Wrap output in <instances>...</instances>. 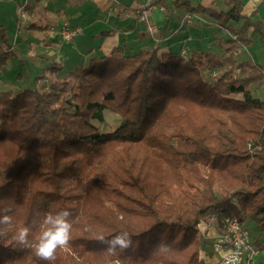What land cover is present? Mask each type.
I'll list each match as a JSON object with an SVG mask.
<instances>
[{"label": "trees", "instance_id": "trees-1", "mask_svg": "<svg viewBox=\"0 0 264 264\" xmlns=\"http://www.w3.org/2000/svg\"><path fill=\"white\" fill-rule=\"evenodd\" d=\"M223 2L227 11L172 2L234 37L218 39L220 55L114 46L61 79L51 63L48 87L0 90V217L12 218L0 224V264H46L14 237L28 226L34 246L43 215L65 209L73 254L57 249L52 264H204L200 227L220 231L235 216L264 233V99L253 91L264 86V63L241 49L256 34L264 47V23L241 0ZM136 38L153 40L146 27ZM0 39L6 45L2 24ZM9 58L1 45L0 70ZM104 110L120 117L107 132L95 124ZM121 232L133 242L124 251L96 239Z\"/></svg>", "mask_w": 264, "mask_h": 264}, {"label": "crops", "instance_id": "crops-1", "mask_svg": "<svg viewBox=\"0 0 264 264\" xmlns=\"http://www.w3.org/2000/svg\"><path fill=\"white\" fill-rule=\"evenodd\" d=\"M20 1L22 2L19 4ZM59 1H63V0H10V2H12L13 5H15L14 7H12L13 16L11 17V20L14 21L13 23H15V21H17L18 18L16 12L17 7L25 4L26 5L25 9L26 11H28V13H27V20L22 22L23 23L22 26L24 25V27H26L25 24L28 21L30 22L31 25L34 21L35 26L37 27L41 26L40 29H42V31H39V34L45 33L41 40L43 42V45H41L42 47L38 45V47H40L38 49V52H43V55L45 56L43 57L41 54L40 56H42L43 58L39 59V61H42L45 67L51 64L50 59H52L53 52L55 50L63 51L62 52L63 56H66L68 53L73 55V54H77V52H80V48L77 47L76 44L74 43L75 40L73 42L72 41L63 42L60 41L59 36L56 35L55 28H60L61 24L64 21L68 22L67 19H62L61 15L63 13V10L62 9L58 10L59 8H57L56 6L57 2ZM65 1H66L67 9H69L72 6H76L74 0H65ZM189 1L191 2V0ZM196 1L198 4V1H203V0H196ZM2 2L5 3V1ZM90 2L93 3L96 8L98 7V10L100 11V15H101V11H104V15L106 16V19H104L103 21L106 28L103 29L101 25L100 28H96L95 30H93V28L90 26H89L90 28L88 27L86 29L81 28L82 32L79 34V38L80 37L86 38L87 36H90L91 39L100 38L99 46L98 47L91 46L87 51V54L84 57H82L81 59L82 63H84L87 58H90L94 55L98 56L108 53L114 46L117 45L123 48L124 53H131L139 49L151 47L152 45L155 46L154 41L151 38H148L147 40L144 41H139L137 40L134 34V31L138 28L139 23H141V27H139V30L141 29L145 30V26H146V24L140 21L137 16V11L140 7L134 9V19L132 18V20L130 21V16L128 12L130 8L128 6V3L125 2L124 0H90ZM153 2L155 4L154 10L157 11L158 8L156 6L160 5L161 7L162 6L170 7L173 0H153ZM213 5L215 6L220 5L218 11H227L229 9V6L225 5L223 0H211L209 6L213 7ZM241 5H242L243 13L246 15H250L251 20L253 21L261 20L264 23V0H261L260 2L255 0H241ZM3 6H6V3ZM3 6L0 7V18H3L2 14H4L6 10L4 9ZM51 6L52 8H50ZM175 12H177L179 15H182L183 13L181 14V12H183V9L182 10L173 9L172 13ZM185 14L186 12L182 15L181 20L180 21L178 20V22H180L178 26L177 23L175 24V26L169 28L168 23L170 21V15L167 13V11L166 12L161 11V15H162L161 20L167 18L164 23L167 25V29L165 30L164 34L159 37V42H158V47L161 49V51L181 52L182 50H184L186 52V57H188L192 52L196 50H208V48L201 49V47L211 46L212 43L216 44V41H218V39L226 41L228 39L234 38L233 36L230 35V33H228L225 29L219 27L216 24V22L213 21L211 22V24H207L210 27L214 28L213 32L203 30L201 32V39L198 42L194 39V35H193V33L197 31L196 24L193 25L192 23L193 17L190 18L189 13L186 15ZM204 17L206 16L201 15L199 17L200 19L198 18V20L202 21V19L204 20ZM112 18H114L113 24H111ZM72 20L73 18L69 20L68 22L69 26H75V27L79 26L77 24H74ZM155 24L157 27L156 28L157 31L160 27L163 26L161 23L158 24L157 22H155ZM2 25L6 28L4 24ZM183 25L186 27H184ZM233 25L237 28L240 26L239 24H233ZM205 27L208 28V26ZM27 28L29 29H25L26 31L22 29V31L24 33L30 32V28L32 27L30 26ZM216 28L218 29V31ZM86 31L88 33L85 36H82L83 33ZM219 31L220 33H222L220 38L217 37ZM177 33H180L179 38H175V34ZM24 38H27L26 35H24ZM17 40H18V35L16 37V41H15L16 43ZM34 46H36L34 48L35 50L37 48V45L35 44ZM219 47L220 49L222 48L219 52L214 53L211 50L208 51L216 55H220L223 49L226 47V44H222V46ZM41 48L44 49L40 50ZM241 49L243 50V52H245L246 56L250 58L253 62L260 65L264 63V47L262 46L259 35L256 34L252 36V44L250 46H242ZM35 51H33L34 54L36 53ZM44 52L46 54H44ZM62 60L64 62V59ZM59 74H63V73L59 72ZM0 83L2 84L3 81H0ZM217 229L218 228L215 227V225H213L212 223L210 225H207L206 238L208 239L209 244L204 245L202 250H200L199 252V258L203 260L204 264H220L219 258L217 254L213 251V248L211 247L210 244L212 237L218 232Z\"/></svg>", "mask_w": 264, "mask_h": 264}, {"label": "rangeland", "instance_id": "rangeland-1", "mask_svg": "<svg viewBox=\"0 0 264 264\" xmlns=\"http://www.w3.org/2000/svg\"><path fill=\"white\" fill-rule=\"evenodd\" d=\"M2 1H5L6 6H3V5H5V3ZM124 1L128 3V6L130 8L128 11L129 16H130V21L132 20V18L134 19V9L137 7L142 8L143 5L145 4V0H124ZM21 2L22 1H20L19 4ZM210 2H211V0L198 1V3H201L202 5H205V6H209ZM74 3L76 4V6H72L69 9H67V7H66V1L65 0L59 1L56 4L57 8H59L58 10H60V9L63 10V13L61 15L62 19H67L69 22V20L73 18L72 21L74 22V24H77L80 26V27L76 26V27H78L76 29L75 26H69L68 22L64 21L61 24L60 28H55L56 35L59 36L60 41H63V42H71L72 41L73 42L75 40L74 43L76 44L77 47L80 48V52H77V54H73V55L68 53L66 56H63L62 55L63 51H58V50H55L53 52V56H52V59H50V63L54 62L55 64L61 65V67H62L61 73H63V74H59V72H58V74H56L57 78H59V79L63 78L69 70H71L75 67L85 66L87 64L89 58H87L85 60V62L82 63V61H81L82 57H84L87 54V51L89 50V48L91 46L98 47L100 44L99 43L100 38H98V39L92 38L91 39L90 36L86 37L88 39H86L85 37L79 38V34L82 32L81 28L86 29L90 26L93 28V30H95L96 28H100V25L103 29L106 28L104 21H103L104 19H106V16L104 15V11H101V15H100V11L98 10V7L96 8L95 5L90 2V0H74ZM191 3L197 4V1L191 0ZM153 4H154V2H153ZM9 5H11V6H9ZM1 6H3L4 9H6L5 13L2 14L3 18H0V23L4 24L6 26L7 43L5 45L0 39V47H1V45L4 46V51L10 53V58L7 60L6 64L0 70V81H3L2 84L0 83V90H11L12 92L15 93V92L23 90L25 88L36 87V86H39L41 84H46L48 87L50 85V81L52 79L51 77L54 76L55 72L47 69L46 67L48 65L45 67L43 65L42 61H39V59L45 57L43 55V52H38V49L40 48V47H38V45L39 46L43 45V42L41 40H42L43 35L45 34V33L39 34V31H42V29H40L41 26H38V27L35 26L34 21L32 23L33 26H32V24L30 25L29 21L25 24L26 27H24V25L22 26V24H23L22 22L27 20V13H28V11H26V9H25L26 8L25 4L17 7L16 12H17L19 19L17 18V21H15V23H13L14 21L11 20V17L13 16L12 7H14L15 5H13L12 2H10V0H0V7ZM156 7L158 8V10L156 11L154 9H151L150 14L148 16L149 23L152 26H154L155 28H157L155 22H157L158 24L161 23L162 25H164V23L167 19V18H165L164 20L163 19L161 20V18H162L161 11H164V12L167 11V13L170 15V21L168 23L169 28L175 26V24H177V23H178L177 24V26H178L180 23V22H178V20L180 21L182 15L186 12L185 10H183V12H181V14L183 13L182 15H179L177 12L172 13L173 9L182 10V9H178V8L174 7L173 3H171L170 7H166V6L161 7L160 5H158ZM213 7H215L218 11L219 10L218 8H220V5H218V6L213 5ZM50 8H52V6ZM186 14H188V13L186 12ZM200 16L201 15H197V14H190V16H189L190 18L193 17L192 18L193 25L196 24L197 31L194 33L192 32V33L194 35V39L198 42L201 39V32L203 30L213 32L214 28L210 27L207 24H211V22L215 21L212 17H209L206 14H204V16H206V17H204V20L202 19V21H199L198 18ZM140 21H142V20H140ZM147 21H142V22L147 24ZM113 22H114V18L111 19V24H113ZM15 24H16V26H15ZM121 24H123V23H121ZM30 26L32 27V28H30V32L24 33L22 31V29H24V30L29 29L27 27H30ZM205 26H208V28ZM34 27H36V28H34ZM139 27H141V23H139V25H138V28H137L138 30L136 29L134 31V34L136 37H137L138 31L143 30V29L139 30ZM184 27H186V26H184ZM45 28H46V26H45ZM66 28L72 29V31L76 30L75 34L73 35V37L70 40H65L61 36L62 30H68ZM35 31H37V32H35ZM217 31H218V29H217ZM7 32H8V34H7ZM87 33H88L87 31L84 32L82 36H85ZM17 35H18V40L16 43L15 41H16ZM24 35H26L27 38H24ZM221 35H222V33H220V31H219L217 37L220 38ZM179 37H180V33L175 34V38H179ZM35 44L37 45V48L35 49L36 51L34 50V48L36 47V46H34ZM220 44L221 43L216 41V44L212 43L211 46H208V47L202 46L201 49L208 48V50H211L212 52L216 53L222 49V48L220 49V47H219V46H222ZM43 49L44 48H41L40 50H43ZM33 51H35L36 53L34 54ZM41 54L43 57L40 56ZM44 54H46V53L44 52ZM185 57H186V55H185ZM62 59H64V62ZM213 72L216 75V71H213ZM213 72H211L210 75L212 77H215ZM253 91H254L255 95L260 97V99H264V86L263 87L253 86ZM103 114H104L103 122L95 121V124H97L101 128V130H103L105 132L111 131L119 125V123H120L119 115L111 112L110 110H104ZM250 149L251 150H249V152L252 153V147L251 146H250ZM208 225H210V224H208ZM242 226L246 230L249 231L251 238L254 241V244L256 246L260 245V246H258L259 255L255 258L256 264H264V233L259 232V230L255 227L254 223L248 219L242 223ZM59 253L62 256L64 255L67 257L73 254L72 252H70V250L68 249L67 246L59 249ZM75 257L78 259V257L76 255H75Z\"/></svg>", "mask_w": 264, "mask_h": 264}, {"label": "clouds", "instance_id": "clouds-1", "mask_svg": "<svg viewBox=\"0 0 264 264\" xmlns=\"http://www.w3.org/2000/svg\"><path fill=\"white\" fill-rule=\"evenodd\" d=\"M70 216L71 212L66 209L56 213H45L42 217L44 228L40 232L34 246L29 239L32 229L28 226L18 229L14 239L19 246L31 248L41 261L46 262V264H52L56 258L57 249L68 246L72 239L71 230L73 225L69 219ZM11 219L10 216L4 215L0 217V224H9ZM96 239L105 246V250L109 253H115L117 249L121 251L127 250L133 243L131 236L127 232H121L111 238L100 235Z\"/></svg>", "mask_w": 264, "mask_h": 264}, {"label": "built area", "instance_id": "built-area-1", "mask_svg": "<svg viewBox=\"0 0 264 264\" xmlns=\"http://www.w3.org/2000/svg\"><path fill=\"white\" fill-rule=\"evenodd\" d=\"M255 1L260 2L261 0ZM154 8L153 0H145L143 7L138 9L137 16L142 21L148 20L146 29L157 44L159 42L157 29L149 23L148 19L151 9ZM66 29L68 30L61 31V36L65 40H70L76 30ZM181 55L185 56L186 52L182 50ZM200 228L206 229L204 226ZM211 241L213 251L217 254L220 264H256L255 258L259 255L258 247L255 246L249 231L242 227L237 217H225L221 230L212 237Z\"/></svg>", "mask_w": 264, "mask_h": 264}]
</instances>
